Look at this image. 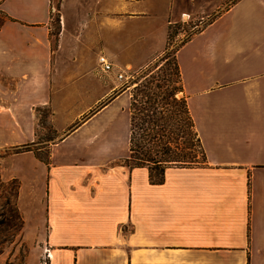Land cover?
Here are the masks:
<instances>
[{"label":"crops","instance_id":"obj_1","mask_svg":"<svg viewBox=\"0 0 264 264\" xmlns=\"http://www.w3.org/2000/svg\"><path fill=\"white\" fill-rule=\"evenodd\" d=\"M180 1L56 2L61 37L162 38L180 12L198 13L175 54L205 160L152 182L125 162L128 129L116 148L129 99L111 82L160 47L52 48L54 0H0V147L36 142L37 106L58 135L47 163L8 156L25 159L10 172L18 200L42 205L47 264H264V0Z\"/></svg>","mask_w":264,"mask_h":264},{"label":"rangeland","instance_id":"obj_2","mask_svg":"<svg viewBox=\"0 0 264 264\" xmlns=\"http://www.w3.org/2000/svg\"><path fill=\"white\" fill-rule=\"evenodd\" d=\"M208 1V0H207ZM233 0H221L220 10L228 7ZM57 0H54V6L51 10V44L52 48H103L105 45L112 47H128L134 48H159L152 52L138 53V60L145 61L138 68L145 69L152 65L156 59L164 52V48H168L171 52L177 48L183 40L187 39L184 33H176L186 28V22L199 16L194 12H180L178 18L169 24V30L166 37L162 38H140V37H61L58 34L59 10ZM183 0L180 1V4ZM208 4V2H207ZM180 5L178 9H180ZM204 14V13H200ZM176 17V15H174ZM1 19V15H0ZM185 22V23H184ZM163 47V48H162ZM137 69V68H136ZM130 67L122 70L124 76L119 78L115 75L112 85H116L114 91L121 88H127V102L130 96V90L135 84L138 72ZM122 98H126L125 95ZM36 112V142L30 147L41 146L39 152L45 155L48 150V142L58 135L49 122V110L47 106H37ZM128 108L127 104L120 110L117 118V136L116 148L123 151L124 139L123 134L128 129ZM22 146V145H21ZM12 147H0V264H47L46 256V227L42 215V205L37 199L27 195H22L18 200L20 190V182L13 177L10 172L20 164L25 163V159L20 157L9 158V154L13 152ZM32 150V149H31ZM33 151V150H32ZM34 200V201H33Z\"/></svg>","mask_w":264,"mask_h":264},{"label":"trees","instance_id":"obj_3","mask_svg":"<svg viewBox=\"0 0 264 264\" xmlns=\"http://www.w3.org/2000/svg\"><path fill=\"white\" fill-rule=\"evenodd\" d=\"M0 24L10 16L0 9ZM186 40V39H185ZM183 40L182 43L185 41ZM168 48L145 69L137 68L135 84L128 103V166H146L152 182L163 180L164 170L171 165L202 163L205 152L189 108L182 74L176 58ZM30 143L14 152L32 149L48 162L49 150L41 155V146Z\"/></svg>","mask_w":264,"mask_h":264},{"label":"built area","instance_id":"obj_4","mask_svg":"<svg viewBox=\"0 0 264 264\" xmlns=\"http://www.w3.org/2000/svg\"><path fill=\"white\" fill-rule=\"evenodd\" d=\"M52 9H53V6H52ZM98 67L100 68L101 71L108 72L113 69V63L105 54H100L98 56ZM116 76L121 78L124 76V72L122 70H118L116 72ZM46 256L47 258L49 257L48 249L46 250Z\"/></svg>","mask_w":264,"mask_h":264}]
</instances>
